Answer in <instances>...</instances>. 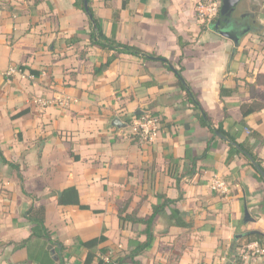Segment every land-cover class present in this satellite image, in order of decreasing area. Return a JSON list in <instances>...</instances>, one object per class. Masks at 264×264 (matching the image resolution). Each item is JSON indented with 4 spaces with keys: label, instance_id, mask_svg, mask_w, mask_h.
<instances>
[{
    "label": "crops",
    "instance_id": "1",
    "mask_svg": "<svg viewBox=\"0 0 264 264\" xmlns=\"http://www.w3.org/2000/svg\"><path fill=\"white\" fill-rule=\"evenodd\" d=\"M206 1L89 0L105 33L162 56L169 68L127 53L107 63L113 51L91 44L88 16L75 0H0V150L13 164L0 158V264H57L41 239L18 247L31 234L26 210L38 205L64 246V264H81L80 242L101 234L92 264H264L246 237L264 233V183L244 156L227 157L228 141L218 136L187 173L211 133L176 75L181 70L212 122L247 141L264 168V0H247L256 28L238 42L199 16ZM221 86L232 91L220 96ZM252 102L262 108L242 117L240 105ZM144 111L164 122L152 142L130 134L132 117ZM176 176L182 199L175 206L188 225H172L166 209L150 245L132 256L145 225L123 223L120 208L147 218L157 193L178 198ZM215 179L226 190H213ZM69 186L88 208L58 204L55 192Z\"/></svg>",
    "mask_w": 264,
    "mask_h": 264
},
{
    "label": "trees",
    "instance_id": "2",
    "mask_svg": "<svg viewBox=\"0 0 264 264\" xmlns=\"http://www.w3.org/2000/svg\"><path fill=\"white\" fill-rule=\"evenodd\" d=\"M83 1L84 0H75L74 5L75 7L83 10L88 16L89 28H90L89 39H90L91 44L99 48H103V49L107 48L113 51V55L110 58H108L107 63L115 59L117 54L127 53V54H132L135 56H139L142 58L160 60L164 62L170 68L169 61L163 58L162 56H158L153 53H148L138 47L131 46V45L117 41L115 38L114 31L110 32L109 34L105 33L99 17L95 15L92 7L89 5V0H87L88 2L87 12L84 10ZM220 17H221V13H220V6H219L215 17H213L209 21V24L214 28V30H217L220 26V23H221ZM114 28H115V25H114ZM179 40L180 38L178 36V41ZM180 44L182 45V43ZM180 71L181 70H176V75L178 76V82L180 83L183 89L185 90L187 89L186 91H187L189 100L193 103L194 107L198 110L197 118L200 124L206 127L208 131H210L211 133V137L207 141L206 148L202 151V153L200 155L189 158L190 163H189V169L187 173L191 176L194 174L196 162L206 154L210 146L211 139L217 136L216 132H219L222 135H224L228 141L227 144L229 146V149H228L227 157L230 158L231 156L235 154L244 156L247 162L257 172L258 180L264 183L262 176L259 174V172L257 171V169L253 166L251 162V160H254L261 166L262 160L252 151L247 141L245 140L237 141L235 136L231 135L228 131H226L223 128L222 123H219L216 126L212 122L210 117L201 108L196 95L191 91L190 87L186 83H184L183 80H181ZM231 91L232 89H226L222 86L219 89L220 96L229 94ZM260 108H262V104L255 105L253 102L252 103H242L240 105L242 117H245L248 114ZM239 123H241L242 125H245V122L243 120H241ZM231 142H234V144H231ZM0 158L4 163H9L10 165H13L12 163L6 161V159L2 155L1 150H0ZM262 169L264 170L263 167ZM179 177L180 176H176V186H177V189L180 191ZM55 195L57 197V202L60 205H76V206H79L80 208H88V206L80 204V197H79L77 189L74 186H69V187L64 188L63 190L57 191L55 192ZM156 197L158 198V202L155 204H152L151 214L147 218L137 217L133 213L132 214L125 213L123 215V212L125 210L121 208L119 210L118 217L123 223H128L130 225L142 223L145 225L143 233L146 235V239L143 242H139L136 244V246L132 250V253H131L132 256L139 254L141 251H143L150 245L152 238H153L152 227H153L154 220L158 215H162L166 209H169L168 219L170 220V223L172 225L181 226V227L188 225V223L185 222L183 218V215H184L183 212H181L175 206L176 203L182 199L181 191L179 192V196L177 199L168 198L164 193H157ZM94 212H100V210H94ZM45 215H46V209L44 205L30 206L26 210V218L32 224L31 234L28 239L23 240L21 243H19L18 247L23 246L25 243L29 242L32 238L41 239V241L45 245L50 246L49 250L51 249L54 250V255L56 256L57 264H64L63 253H62L64 246L60 241L54 240L51 238V232L45 226ZM246 237L248 241H256L258 242L260 246L264 247V233L263 232L258 231V230L250 231L246 233ZM105 239L106 237L103 234H101L99 236H96L91 239L80 242V245L87 250L85 258L83 259L81 264H92L94 262V260L96 259V254H95L94 249ZM97 264H103L102 260H99ZM107 264H114V263L110 262Z\"/></svg>",
    "mask_w": 264,
    "mask_h": 264
},
{
    "label": "built area",
    "instance_id": "3",
    "mask_svg": "<svg viewBox=\"0 0 264 264\" xmlns=\"http://www.w3.org/2000/svg\"><path fill=\"white\" fill-rule=\"evenodd\" d=\"M220 1L207 0L206 3H198V12L204 15H208V12H212L215 16L220 6ZM212 19L211 15L207 16ZM15 72V68H10L7 73L11 74ZM42 106H46L52 103L50 99L37 100ZM62 105H68L70 103L69 99L63 98L60 100ZM163 119L160 115L154 114L152 112L144 111L137 116H133L130 123V134L134 139L142 142H152L158 138L163 128ZM211 188L213 190H226L225 182L222 180L215 179L211 183ZM248 248L254 250L256 253L264 254V247L259 246L258 242L254 241L247 245Z\"/></svg>",
    "mask_w": 264,
    "mask_h": 264
},
{
    "label": "flooded vegetation",
    "instance_id": "4",
    "mask_svg": "<svg viewBox=\"0 0 264 264\" xmlns=\"http://www.w3.org/2000/svg\"><path fill=\"white\" fill-rule=\"evenodd\" d=\"M236 9L232 12L230 18L221 26L220 29L228 30L235 36H241L243 32L256 28L254 10L255 4L251 3L248 9H241L239 12Z\"/></svg>",
    "mask_w": 264,
    "mask_h": 264
},
{
    "label": "water",
    "instance_id": "5",
    "mask_svg": "<svg viewBox=\"0 0 264 264\" xmlns=\"http://www.w3.org/2000/svg\"><path fill=\"white\" fill-rule=\"evenodd\" d=\"M240 1L241 0H221V4H220V13H221L220 21H221V23H220V26L222 24H224L230 18L232 12L236 9V7ZM83 4H84V10L87 12L88 11L87 0H84ZM217 31L220 32L223 36L228 37V38L234 40L235 42H238V37L233 35L232 33H230V31L220 29V28H218ZM113 123L119 124L120 121H119V119L115 118ZM216 135L219 138H222L223 140H227L226 137L219 132H216ZM231 144H234V142H231ZM251 162L264 180V170L262 169V167L254 160H251ZM244 212H245V217L248 218L249 214H248V210L246 208H245Z\"/></svg>",
    "mask_w": 264,
    "mask_h": 264
},
{
    "label": "rangeland",
    "instance_id": "6",
    "mask_svg": "<svg viewBox=\"0 0 264 264\" xmlns=\"http://www.w3.org/2000/svg\"><path fill=\"white\" fill-rule=\"evenodd\" d=\"M213 1H218V0H213ZM220 3H221V1H220ZM247 9V8H249V4H248V1L247 0H242L239 4H238V7H237V12H239V10H241V9ZM197 13L199 14V16L200 17H202V19H204V21H206V19L208 18L207 16H209V14L211 15V17L213 18V17H215L214 15H213V13L212 12H208V15L206 14V15H204V14H201V13H199L198 11H197ZM250 32H252V31H250ZM254 32V31H253Z\"/></svg>",
    "mask_w": 264,
    "mask_h": 264
}]
</instances>
